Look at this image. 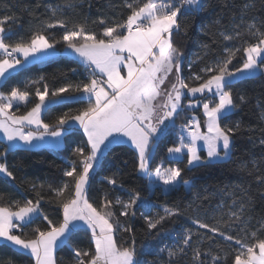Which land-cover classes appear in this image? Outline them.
Here are the masks:
<instances>
[{
    "label": "snow or ice",
    "instance_id": "1",
    "mask_svg": "<svg viewBox=\"0 0 264 264\" xmlns=\"http://www.w3.org/2000/svg\"><path fill=\"white\" fill-rule=\"evenodd\" d=\"M85 2L62 0L52 5L37 0L35 8L25 7L32 18L27 37L18 35L13 28H23L21 17L0 16V81H7L13 70L26 63L49 58L58 45L71 50L90 69L86 81L53 90L47 83L36 88L30 108L27 105L33 93L27 84L0 91V132L8 141L0 151V174L11 180L16 177L8 166L7 155L21 147L20 142L35 146L34 141H43L46 136L60 138L68 130L65 126L71 128L73 124H78L86 136L82 146L72 149L74 159L62 171L65 179L56 186L48 183L47 193L44 183L31 184L34 200H17L0 193V238L16 246L32 264H57L55 253L63 245H69L72 264H227L229 256L232 264H264V215H252L256 197L264 200V103L257 100L260 123L256 127L240 120L224 122L251 100L234 93L235 82L264 75V17L255 15L258 5L264 9V0H220L222 8L231 13V31L221 24L223 17L216 18L213 24L224 41H238L239 46H225L222 55L213 57L212 44H202L197 60L203 66L192 72L195 61L188 63L187 76L183 75L186 56L175 37L187 35L190 25L182 23L181 17L203 12L204 0H121L119 5L110 2L109 8L118 12L119 18L97 16L91 23L102 26L99 32L88 28L87 19L74 22L69 15H79L77 9L83 8ZM40 7L44 12L37 14ZM87 7H93L91 0H87ZM56 28L63 30L59 39L48 31ZM238 57L240 66L230 67ZM74 93L80 95L72 99L86 101L83 108L64 113L51 123L44 121L42 113L50 103ZM21 105L26 107L23 113ZM201 110L203 120L196 115L186 118L179 125L178 141L166 149L177 164L185 157L189 168L230 160L237 135L260 133L258 144L257 138L248 137L253 148H260V154L250 153V159L238 165L253 177L257 190L254 193L251 184L219 189L231 198V203L225 205L222 200L215 207L214 223L202 218L207 209L197 203L199 194L183 179L184 169L151 167L153 149L165 132L176 127L185 112ZM121 137L127 138L135 150V171L149 185L163 187L166 192L182 186L193 199L186 206L156 205L133 190L126 200L110 198L106 192L98 204L91 202L89 190L95 166L106 149L124 142ZM200 147L206 148V157L200 155ZM103 180L113 190L123 188L116 173ZM45 200L56 205L60 219L54 221L44 212ZM138 204L145 210L140 217L148 233H159L166 223L180 218L190 226L180 225L168 231L167 240L156 248L138 251L133 224ZM153 209L158 210L153 214ZM38 220L44 226L32 228L30 235L25 233L24 229ZM80 228L90 233L87 247L72 244L73 233ZM118 233L126 234V238L118 239ZM209 245H215L216 251Z\"/></svg>",
    "mask_w": 264,
    "mask_h": 264
},
{
    "label": "trees",
    "instance_id": "2",
    "mask_svg": "<svg viewBox=\"0 0 264 264\" xmlns=\"http://www.w3.org/2000/svg\"><path fill=\"white\" fill-rule=\"evenodd\" d=\"M62 0H43L44 4L56 5L61 3ZM119 5L121 0H91L93 7L89 9L87 7V0L83 8L77 9L76 14H69L72 16L74 22H83L84 19L89 21L88 28L90 30L99 32L101 30L100 25H94L91 23L97 16L117 15L118 12L113 13L109 8V3ZM205 10L195 15H187L181 17L182 23L190 25L187 35L183 33L175 37L176 44L180 46L186 56L183 75H189L188 63L195 61L192 65V72L199 71V68L203 66V63L197 60V56L201 54L202 44H212L213 57L222 55L225 46H231L235 44L239 46L238 41L227 42L224 41L218 33V26L213 24V21L218 17H223L221 24L225 25L228 31H231V24L229 22L231 13L227 9H223L220 0H204ZM37 0H0V16L15 14L22 18L23 28H19L13 25V28L18 35H29L28 27L29 21L32 19L28 13L24 11L25 7L29 9L35 8ZM37 14L44 12V8L40 7L36 9ZM255 15L264 17V9L257 8ZM41 16V19H44ZM119 18V17H118ZM33 24L36 21H32ZM201 29H204L201 31ZM51 35L56 39H59L63 30L56 28L48 30ZM12 39H16L13 36ZM215 40V43H213ZM64 49L63 45H58L56 51L60 53L57 56L50 59L33 62L24 66L9 76L7 81H2L0 84V91H9L12 87L23 88L25 84L28 85V90L33 93L30 97V103L27 108L33 106L35 102L34 91L36 88H42L43 84L47 83L50 90H53L63 84L67 83H79L86 81L90 74V69L83 63H80L76 58L69 57L61 51ZM240 60L233 61L230 66L232 68L239 67ZM75 70V71H73ZM43 76L45 79L40 80ZM30 81H39V83L31 84ZM233 91L235 94H243L246 97H251L250 102L243 104L240 109L231 113L225 123H233L237 120L242 121L244 125L256 127L259 125V109L256 107L257 100L264 103V75L257 74L254 77L240 78L234 84ZM80 94H65L66 98L62 99L58 103L49 104L42 113V118L45 122L51 123L58 116L67 112H75L77 109L83 108L86 105V101L78 102L76 99H72L71 96L79 97ZM239 103V102H238ZM15 111V106L13 108ZM26 111L24 105L20 106V113ZM17 113V114H20ZM192 115L198 116L202 120L201 111H188L181 115L180 119L176 121V127L170 128L161 137L160 142L154 148L152 153L151 167L154 169L158 165L164 167L179 166L184 169L182 175L183 179L188 180L193 186V192L199 194L200 200L197 203L202 204L204 209H207V214H202V218L208 223H214V216L212 214L215 207L223 202L225 205L231 203V198L225 196L219 191L221 188L228 186L231 188L236 184L252 185V190L255 191L258 185L253 182V177L247 175L239 168V163L250 159V153L260 154V148H253L248 137L252 135L257 138L260 135L259 131H253L252 133L244 132L242 135H237L232 156L230 160L213 162L206 166H193L187 167L186 157L177 164L173 159H168L167 147L171 146L174 142L178 141L179 136V123H183L184 120ZM68 129L63 136V147L60 149L50 148H16L9 152L7 155V163L11 171H13L16 179L13 181L10 178L0 174V193L6 194L7 197L13 199H35V194L30 190L31 184L44 183L45 192L47 193V184L51 183L54 186L58 185L62 179V171L66 168L70 160L74 159L72 156V149L77 145H83L86 142L82 129L79 126L66 128ZM7 146L5 142L0 139V151H3ZM203 154V153H202ZM204 155V154H203ZM125 161L127 163L125 164ZM113 173L117 174L118 180L123 184V188L112 189V186L108 185L103 178L110 176ZM140 192L142 197H147L154 204L160 205L163 203L179 204L186 206L190 200L193 199L192 193L187 192L184 187H179L175 190L164 191L162 187H151L147 179L140 173L135 171V150L133 147L126 143H118L111 145L105 150L102 156H100L97 165L93 172V179L91 181V187L89 190V197L91 202L98 204L104 194L107 192L110 198L116 196L122 199H128L131 191ZM42 208L44 212L49 215L54 221L61 218L58 211H56V205L48 203L47 200L42 202ZM158 209H153V214ZM144 208L138 204L137 216L133 221L134 229L136 231V245L138 251H143L146 248H156L161 241L167 240V233L172 229H178L180 225L190 226L185 218H180L176 221H169L163 226V229L156 233H148L145 230L144 221L140 217V213L144 212ZM253 216L259 218L264 215V200H261L259 196L256 197L255 208L252 212ZM124 218L121 217V220ZM43 227V221H36L24 231L27 234H31L32 228L36 226ZM235 234V233H234ZM89 235L85 228L77 229L72 236L73 246L77 243L81 247H87L89 244ZM241 235H243L241 233ZM126 238V234L118 233V239ZM171 243V241H169ZM216 251L215 245H209ZM227 251L231 249L227 248ZM57 264H72V258L69 245H63L57 249L56 253ZM150 260L152 256L148 257ZM14 261V264H32L27 256L21 255L19 250L12 247L6 242L0 243V264H8V261ZM227 264H232V257L229 256Z\"/></svg>",
    "mask_w": 264,
    "mask_h": 264
},
{
    "label": "crops",
    "instance_id": "3",
    "mask_svg": "<svg viewBox=\"0 0 264 264\" xmlns=\"http://www.w3.org/2000/svg\"><path fill=\"white\" fill-rule=\"evenodd\" d=\"M61 53H63V54H65V55H67V56H69V57H74V58H76L80 63H84L82 60H81V58H79L75 53H71V50H68V49H63L62 51H61ZM60 53H58L57 51H55V53L53 54V55H51L49 58H47V59H50L51 57H54V56H57V55H59ZM47 59H44V60H47ZM33 62H39V61H36V60H34V61H32V62H30V63H33ZM30 63H26L24 66H28V64H30ZM24 66H22V67H24ZM22 67H19V68H17L16 70H13L12 71V73H14V72H17V70L18 69H20V68H22ZM2 83V81H0V84ZM75 126H77V124H73L71 127H75ZM66 128H68L69 126H65ZM26 131L28 130V129H25ZM32 130H34L35 131V128H34V126H33V129ZM63 136H64V134L62 135V137H60V138H54V137H45L44 138V140L43 141H34L33 143H34V145L35 146H27V145H23L22 144V142H20L21 143V147H24V148H28V149H32V148H43V147H46V148H50V149H52V150H54V149H60V148H62L63 147V143H64V141H63ZM0 139H2L4 142H5V144H8V141L4 138V136H3V133L2 132H0ZM123 140L122 141H124V142H127V143H129L130 144V142H128L127 141V138H122ZM131 145V144H130ZM3 175V174H2ZM3 240H2V238H0V243L2 242ZM4 242V241H3ZM6 243H8V244H10L12 247H15L16 249H18L16 246H13L10 242H6Z\"/></svg>",
    "mask_w": 264,
    "mask_h": 264
},
{
    "label": "rangeland",
    "instance_id": "4",
    "mask_svg": "<svg viewBox=\"0 0 264 264\" xmlns=\"http://www.w3.org/2000/svg\"><path fill=\"white\" fill-rule=\"evenodd\" d=\"M50 104H52V103H50ZM201 113H202V110H201ZM202 120H203V116H202ZM181 123H179L178 125H180ZM77 126H79L78 124H77ZM85 136V135H84ZM122 138H124V137H121V140H123ZM85 139H86V136H85ZM127 143V142H126ZM129 144V143H128ZM200 144L202 145V142H200ZM18 148H20V147H18ZM154 150V149H153ZM199 152H200V155L202 156V157H206V148H203V147H200V149H199ZM204 155H203V154ZM166 156H167V158L168 159H173L172 157H170L168 154H166ZM158 166H161V165H158ZM157 167V166H156ZM151 186V185H150ZM152 188H153V186H151ZM162 189L164 190V188L162 187ZM165 191V190H164Z\"/></svg>",
    "mask_w": 264,
    "mask_h": 264
},
{
    "label": "built area",
    "instance_id": "5",
    "mask_svg": "<svg viewBox=\"0 0 264 264\" xmlns=\"http://www.w3.org/2000/svg\"><path fill=\"white\" fill-rule=\"evenodd\" d=\"M185 103H186V101H185Z\"/></svg>",
    "mask_w": 264,
    "mask_h": 264
}]
</instances>
